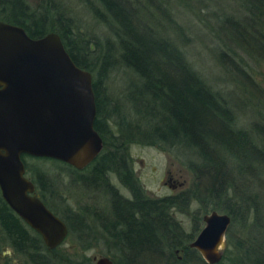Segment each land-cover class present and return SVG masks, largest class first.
Here are the masks:
<instances>
[{
	"label": "trees",
	"instance_id": "trees-1",
	"mask_svg": "<svg viewBox=\"0 0 264 264\" xmlns=\"http://www.w3.org/2000/svg\"><path fill=\"white\" fill-rule=\"evenodd\" d=\"M78 2L104 30L82 34L61 0H42L35 8L26 0H0V20L23 26L34 38L57 32L75 63L93 74L95 128L104 140L99 156L77 170L59 160L23 155L27 175L43 201L67 223L68 237L84 252L105 240L107 249L117 252L115 264H207L189 243L202 216L216 210L230 216L226 243L235 248L226 247L216 264H264V110H256L259 119L238 126L233 107L193 68L171 36L160 33L148 5L139 0ZM237 2L243 15L223 17L221 27L243 55L231 48L230 65H223L230 78L246 81L240 80L244 94L258 96L264 105V94L251 76L252 63L264 64V0ZM165 28L177 29L172 19ZM218 56L224 61L226 54ZM116 70L127 78L121 96L113 97L107 82ZM133 144L183 150L189 156L190 185L172 195L150 197L133 170ZM27 158L52 160L60 173L67 171L70 184L65 190L81 181L88 185L90 179L99 183L109 195V213L90 206L75 209L60 194V173L42 170ZM113 177L131 198L112 183ZM177 211L190 214L191 233L173 216ZM232 225L246 237L230 236ZM0 244L12 248L21 264H95L90 257L66 252L63 244L50 250L1 190Z\"/></svg>",
	"mask_w": 264,
	"mask_h": 264
},
{
	"label": "water",
	"instance_id": "water-1",
	"mask_svg": "<svg viewBox=\"0 0 264 264\" xmlns=\"http://www.w3.org/2000/svg\"><path fill=\"white\" fill-rule=\"evenodd\" d=\"M93 74L78 66L57 32L34 38L20 25L0 20V190L4 200L50 249L62 245L69 227L36 191L23 155L50 158L82 170L102 152L95 128ZM189 243L207 264L218 263L230 226L212 210ZM96 264H115L96 255Z\"/></svg>",
	"mask_w": 264,
	"mask_h": 264
},
{
	"label": "rangeland",
	"instance_id": "rangeland-1",
	"mask_svg": "<svg viewBox=\"0 0 264 264\" xmlns=\"http://www.w3.org/2000/svg\"><path fill=\"white\" fill-rule=\"evenodd\" d=\"M32 8H35L42 0H26ZM67 8L69 15L72 16L75 24L78 25L82 34L91 31H100L101 25H97L91 14L85 9L82 3L78 0H61ZM136 1V0H135ZM149 6L152 12L153 22H156V28L159 29L162 35L171 36V38L184 50L188 60L193 65V68L211 87L218 91L221 97L233 107L235 111L237 125L246 127L252 121L259 119L255 114L256 110H264V105L259 102L258 96H248L241 90V82L246 83L243 79L230 78L226 74L225 66L230 65L232 53L231 48L243 55L235 43L226 36L225 30L221 27V20L228 16H242L243 12L239 8L237 0H139ZM155 16V17H154ZM146 18V17H145ZM156 18V19H155ZM148 20V18H146ZM150 19V24H152ZM172 19V22L177 28L174 32L165 28V24ZM162 24V25H161ZM226 54L222 57L224 61H220L219 53ZM231 55V56H230ZM238 61V58L236 57ZM250 63L251 61L248 60ZM254 71L251 76L256 84V89L264 94V64L252 63ZM237 75V72L234 71ZM241 78V76H239ZM126 74L123 70H116L111 73L107 82L108 91L113 97L121 96L122 90L126 83ZM257 100V101H256ZM255 101V102H254ZM250 104H249V103ZM264 104V100H262ZM264 116V113H262ZM130 155L134 173L146 190L150 197H162L175 194L187 188L191 181L192 175L187 167V156L181 149H160L158 147L144 146L133 144L130 147ZM28 163L36 165L42 170L50 171L51 174L60 173V169L54 166L57 165L52 160H38L27 158ZM90 177V173L86 172ZM171 175L174 180L182 183L181 186L172 188L167 182L168 176ZM29 176V175H28ZM30 177V176H29ZM58 185L61 189L63 197L68 198V202L75 208L79 209L82 206H90L91 209H96L101 213H109V195L101 191L99 183L93 185V182L86 180L87 184L81 181L70 185V188L65 190L70 184V176L67 171H62L58 175ZM82 183V184H81ZM112 183L127 197L131 196V192L125 188L117 177L112 178ZM94 186H99L95 188ZM59 198H56V201ZM52 201L54 204H58ZM196 208L193 204L192 211ZM173 216L180 222L185 232L191 233L193 222L190 214L177 211ZM203 220L200 222L199 230L203 226ZM199 231H196L194 236ZM230 236L234 238H243V232L240 231L238 225H232ZM245 235V234H244ZM228 235L226 234V239ZM194 238V237H193ZM227 241V240H226ZM79 244H75L71 237H67L62 245V249L73 255L83 258L84 256L93 259L96 255L109 256L115 260L113 254L117 253L105 240L98 241L94 246L87 250H80ZM229 251H234L235 248L227 246ZM177 256H180L177 253ZM7 258L6 254H3ZM74 257V256H73ZM18 264L21 261L18 259ZM222 264H229L223 260Z\"/></svg>",
	"mask_w": 264,
	"mask_h": 264
},
{
	"label": "flooded vegetation",
	"instance_id": "flooded-vegetation-1",
	"mask_svg": "<svg viewBox=\"0 0 264 264\" xmlns=\"http://www.w3.org/2000/svg\"><path fill=\"white\" fill-rule=\"evenodd\" d=\"M88 167V166H87ZM86 167V168H87ZM85 168V169H86ZM79 170V169H77ZM84 170V169H82ZM33 180V179H32ZM167 182L169 183V185L174 189L176 188L177 186H181L182 183H179L177 182L176 180H174L172 178L171 175L168 176L167 178ZM35 183V182H34ZM36 185V184H35ZM36 191L38 193V190H37V186H36ZM39 194V193H38ZM40 195V194H39ZM41 197V195H40ZM132 197V194L130 197H127L126 198H131ZM42 199V197H41ZM43 200V199H42ZM45 203V202H44ZM46 204V203H45ZM47 205V204H46ZM48 206V205H47ZM53 211V210H52ZM54 212V211H53ZM25 222V221H24ZM26 223V222H25ZM27 224V223H26ZM28 225V224H27ZM29 226V225H28ZM30 227V226H29ZM31 228V227H30ZM34 230V229H33ZM35 231V230H34ZM39 234V233H38ZM40 235V234H39ZM41 236V235H40ZM61 246V245H60ZM3 254H6L7 255V258H4L3 257ZM18 258L15 256V253L13 251L12 248L8 247V246H5V245H1L0 244V264H18ZM114 261V260H113ZM115 263V262H114Z\"/></svg>",
	"mask_w": 264,
	"mask_h": 264
}]
</instances>
